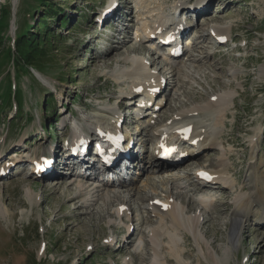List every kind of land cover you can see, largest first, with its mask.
Here are the masks:
<instances>
[{"label": "rangeland", "instance_id": "obj_1", "mask_svg": "<svg viewBox=\"0 0 264 264\" xmlns=\"http://www.w3.org/2000/svg\"><path fill=\"white\" fill-rule=\"evenodd\" d=\"M49 1L72 19L63 28L51 24L50 61L25 73L4 61V53L13 48L16 30L32 25L42 10L34 8L37 0H0V18L4 8L11 11L0 44V88L12 80L11 90L22 89L23 104L21 114L14 107L0 113V264H264V0H209L197 15L192 10L206 0ZM177 4L186 9V38L192 41L184 42L187 49L175 60L153 49L144 33L134 39L131 30L139 31L144 21L171 20ZM112 6L126 13L108 23L102 17ZM217 26L228 28L233 39L217 43L210 34ZM152 75L161 80L154 103L160 108L139 119L132 108L137 99L126 105L123 96ZM223 94L232 103L216 124L197 109ZM50 95L51 116L44 112ZM50 123V133L41 129ZM187 124L208 139L202 149L200 142H186L188 151L177 162L157 155L156 138L163 132L173 137ZM113 126L133 139L128 178L115 167L101 171L90 164V144L85 158L67 163L73 148L81 147L78 136ZM167 126L171 132H161ZM152 158L157 165L151 167ZM221 165L225 179L200 180V170ZM250 174L260 176L258 185ZM248 194L254 202L231 245L233 211ZM157 198L184 207L195 220L193 231L175 230V252L165 233L153 242L155 229L173 231L153 208ZM120 206L129 211L120 214Z\"/></svg>", "mask_w": 264, "mask_h": 264}, {"label": "bare ground", "instance_id": "obj_2", "mask_svg": "<svg viewBox=\"0 0 264 264\" xmlns=\"http://www.w3.org/2000/svg\"><path fill=\"white\" fill-rule=\"evenodd\" d=\"M198 1V3H201V1H204V0H197ZM159 23H161L162 25H166L167 23H168V21H164L163 19L160 21H158ZM150 23H147V21H144V23H143V26L139 29V31L138 32H140V33H138L137 34V37L138 38H140L141 36H142V32L144 33V35H149V31H147V30H149L150 29V25H149ZM173 24H174V22H173ZM211 29H213V31H214V33H215V35L217 36L216 38H220V36H229L230 35V30L228 29V28H224V27H222V26H217V27H215V28H211ZM229 30V31H228ZM149 32V33H148ZM211 34V33H210ZM215 37V36H214ZM229 38V37H228ZM145 41V40H144ZM192 40H189L187 43H189V42H191ZM172 46H170V49H172L171 48ZM153 49H155L156 51H158L157 49H156V46H155V48L153 47ZM130 50V49H129ZM131 50H134V48H132ZM164 53V52H163ZM165 54V53H164ZM166 54H168V53H166ZM167 56H169V55H167ZM169 58V57H168ZM171 59V58H170ZM136 63V62H135ZM146 73V72H145ZM141 74V73H140ZM145 76V75H144ZM150 76V75H149ZM146 78H147V75H146ZM149 78V80L150 81H148V82H146V83H142L141 84V86H134V88H133V90L134 89H139V88H142V91L143 92H145V94L147 93V94H149V95H151V97H149L150 99H152V98H154V96H155V92H154V90L155 89H157V88H159V86H160V77H159V79H158V77H154V75H152V77H148ZM160 89V88H159ZM132 90V91H133ZM129 94V93H128ZM229 94H223V95H220V97L214 102H212V101H209L208 103H207V105H205V106H203V107H200V108H198L197 110L198 111H201V112H204V113H208L209 115H211L212 117H213V119H214V123H216L217 124V122L219 121V117H220V119L224 116V115H226V112H227V108H229L230 107V104L232 103L231 101H230V98H229V96H228ZM153 96V97H152ZM149 100V99H148ZM154 105V104H153ZM150 113V112H149ZM219 113V114H218ZM182 114V113H181ZM180 114V115H181ZM120 115V114H119ZM182 116L183 117H185V114L184 115H181V116H178V118L180 119V118H182ZM119 117V116H118ZM137 117H139V114H137ZM215 117V118H214ZM139 119H141V117L139 118ZM183 119V118H182ZM152 122V120L150 121V123ZM221 123V122H220ZM165 126V125H164ZM188 126H190V127H192L193 128V126L192 125H188ZM76 127V129H79V125L78 126H75ZM161 127H163V126H161ZM160 127V128H161ZM171 128H172V126H167V127H164L163 128V130L161 131V132H163V131H167V132H171ZM107 130H111V129H107ZM195 139V140H197L198 142H200V145H199V147L202 149V146L203 145H205V143L208 141V139L207 138H202L201 137V133L199 134V133H197L196 131H195V129L193 128V130H192V138L191 139ZM100 140V139H99ZM169 139L167 138V137H165L164 136V142H166V141H168ZM84 142H86V141H83V142H80L81 144L82 143H84ZM99 143H101V142H99ZM121 147H124V146H121ZM126 150V149H125ZM125 150H123V151H121V153L119 152L118 154H122V153H124V151ZM255 153V152H254ZM132 154V153H131ZM140 158V157H139ZM89 161V160H88ZM156 161H158V160H156ZM151 163V167L152 166H156L157 165V163L155 162V159L154 158H152V161L150 162ZM100 170V169H99ZM172 171L170 170V171H168V174H170ZM207 172H210V173H212L213 174V176L215 177V180L217 179H225V173H227L228 171H227V169H226V167H224V165L222 166H220V168L219 169H215V170H213V172H211V171H207ZM199 173V172H198ZM129 175V174H128ZM254 174H250V175H247L248 177H253V179L257 182V185L260 183L259 182V177L260 176H258V175H256V176H253ZM200 178V180H202L203 181V177H199ZM252 180V179H251ZM205 181V180H204ZM112 182H115V181H112ZM225 182H227V181H225ZM256 186V185H255ZM260 187H262V186H260ZM252 188V187H251ZM252 191H253V189H252ZM254 191L256 192V189L254 188ZM254 192V193H255ZM259 192H260V195H259V197L262 199V201H261V199H259L261 202H263L264 203V190L263 189H261V190H259ZM250 193H251V191H250ZM157 199H159V200H161L163 203H164V205H163V207H160V206H157V205H154L153 204V208L155 209V210H157L158 212H157V214L159 215V217L161 218V221H163L164 219L166 220H169V225L170 226H172V228H173V231H169V230H165L164 232H162L163 230H164V228L163 227H159L158 229H155V231H153V234H154V239H153V242L154 243H156V242H159V240H161L160 238H161V236L163 235L164 236V233L167 235V237H168V242H169V246H170V248H172V250L175 252V250L177 249V244L179 243V240H178V236H177V233L178 232H176L175 230L178 228H184V229H186V230H189V231H193V225H194V221L195 220H193L192 218H190L189 216L187 217V215H185V209H184V207H181V206H179V205H176V204H169V203H167V202H165V201H163L162 199H160V198H157ZM170 201V200H169ZM252 202H254L253 201V197H252V195L250 196L249 194L244 198V199H242L238 204H237V206H236V208L234 209V211H233V216H232V226H231V230H229L230 231V243H231V245L233 244V245H235V243H237V241H238V239H239V237H240V231H241V226H243V221H244V219L246 218V216L249 214V211H248V207H249V205L250 204H252ZM124 203V202H123ZM172 203V202H171ZM121 205H122V203H121ZM121 210H119V212H120V214H124V212L125 211H129L128 209H126V208H123L122 206H120L119 207ZM0 211H3V209H2V207H0ZM262 221H264V219H261ZM196 221H197V219H196ZM261 221V222H262ZM164 222V221H163ZM162 222V223H163ZM167 222V221H166ZM195 224H196V222H195ZM262 224H264V223H262ZM172 228H170V229H172ZM177 229V230H178ZM196 229V228H195ZM195 229H194V231H195ZM243 229V228H242ZM259 233H261V231H259L257 234H259ZM264 234V233H263ZM167 242V243H168ZM177 253L179 254V252L177 251ZM158 259V258H157ZM159 262H160V260H159ZM162 264V263H161Z\"/></svg>", "mask_w": 264, "mask_h": 264}, {"label": "trees", "instance_id": "obj_3", "mask_svg": "<svg viewBox=\"0 0 264 264\" xmlns=\"http://www.w3.org/2000/svg\"><path fill=\"white\" fill-rule=\"evenodd\" d=\"M42 10V15L37 19L34 18V23L32 25L25 24V27L16 31L15 36V48L10 47L4 53V61L10 62L13 65L15 71H23L29 73L30 68H41L45 65L46 61H50L48 55V48L54 46L55 38L53 34V29L51 28L52 23L60 24V27L68 26L70 20L72 19L70 15L65 12V8H60L55 2L49 0H37V5ZM10 9L4 8L2 16L0 18V44L3 43L4 35L2 34L4 30L8 29L10 25V20L7 21V17L11 14ZM82 15H79V17ZM79 20V19H78ZM41 24H44V29H41ZM50 36V43L47 40V35ZM1 52V51H0ZM52 60V59H51ZM5 62V63H6ZM39 67V68H38ZM0 70L2 66L0 64ZM6 86V87H4ZM12 80L6 79L2 89L0 88V113L3 112L5 108L9 109L13 106L15 102L18 103V112L22 113V96L20 95V89L18 93L11 90ZM19 94V95H17ZM54 96L50 95L45 101L46 109L45 114L50 116L54 114V107L49 105L51 101H54ZM49 117V116H47ZM50 127H52L50 123ZM46 131L50 133L49 127Z\"/></svg>", "mask_w": 264, "mask_h": 264}]
</instances>
